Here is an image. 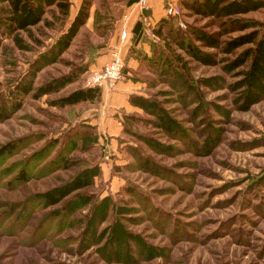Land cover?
I'll return each instance as SVG.
<instances>
[{
  "label": "rangeland",
  "instance_id": "1",
  "mask_svg": "<svg viewBox=\"0 0 264 264\" xmlns=\"http://www.w3.org/2000/svg\"><path fill=\"white\" fill-rule=\"evenodd\" d=\"M68 1L66 15L42 6L47 26L20 34L25 49L1 41L0 148L15 149L0 156V264H264V100L236 111L221 65L190 58L215 52L193 32L218 33L219 21L183 0L179 17L144 23L150 55L130 46L119 56L130 72L120 83L133 88L114 90V112L102 99L61 107L57 100L86 87L97 61L115 51L106 49L120 42L133 0ZM85 1L90 26L53 51ZM235 20L264 35V9ZM62 77V91L35 96ZM28 82L33 91L23 96ZM99 117L101 132L92 124ZM84 175L89 186L43 206L46 192Z\"/></svg>",
  "mask_w": 264,
  "mask_h": 264
},
{
  "label": "trees",
  "instance_id": "2",
  "mask_svg": "<svg viewBox=\"0 0 264 264\" xmlns=\"http://www.w3.org/2000/svg\"><path fill=\"white\" fill-rule=\"evenodd\" d=\"M55 2V3H54ZM86 2V3H85ZM80 7L69 28L56 41L53 51L62 53L67 50L79 28L83 27L88 19L89 2L85 1ZM55 4L63 14H67L69 8L68 0H0V45L1 41L9 40L19 50L26 48L21 33L30 37V32L38 28L41 24H46L43 20L42 6ZM195 15L201 18H210L219 21V32L208 34L195 30L194 39L200 47L206 50H214L213 53H206L193 50L190 58L202 66L221 65V70L232 82L226 85L227 90L232 93V105L238 112H248L254 105L264 100V35H258L254 31L246 33L252 26L241 25L236 22L239 18L251 12L264 9V0H195L188 7ZM224 20V21H222ZM137 23L133 28V39L138 38L143 33L141 28L137 33ZM239 33L237 37L227 41H221L224 36ZM243 49L240 53L237 50ZM218 55L225 56L218 59ZM228 56H232L228 59ZM65 78L54 79L36 90L37 97H42L52 93H58L67 84ZM33 91L32 85L22 86L23 96ZM101 92L98 88L84 87L76 89L67 95L59 98L56 102L59 106H75L81 103L94 104L100 101ZM134 100V101H133ZM132 103L145 110L150 115H156L157 109L146 105L147 99L133 97ZM161 123H164L160 118ZM87 141L86 138L82 140ZM91 143L90 141H88ZM15 148L7 144L0 148V156L11 153ZM62 167H58L60 169ZM23 177L20 173L19 178ZM24 180V178H23ZM89 186L87 176L80 179H73L64 185L54 188L43 195V206L53 207L59 205L66 198L83 190Z\"/></svg>",
  "mask_w": 264,
  "mask_h": 264
},
{
  "label": "crops",
  "instance_id": "3",
  "mask_svg": "<svg viewBox=\"0 0 264 264\" xmlns=\"http://www.w3.org/2000/svg\"><path fill=\"white\" fill-rule=\"evenodd\" d=\"M136 1L137 0L132 1L131 5L128 7V10L130 12H129V15H128L126 21L124 22V24L121 27L118 28V30H116L119 34L118 37H119L121 43L117 41V42L113 43L114 45H109L108 48L106 49V51H109V49L114 47L113 48V49H115L114 52H117L118 56H120L121 58L125 57L127 50H128V47H130V46L134 50H140L143 53L150 55L151 52L149 49V45L145 41H143L146 33L145 34L141 33V35L138 38L136 37L135 39H133V35H134L133 28H134V26L137 23H139V26L137 28V31H135V33H137L141 28H143V32H145L146 31L144 28L145 22L148 21L149 24L157 22L156 20H158L160 18V16H162L161 14H164L163 18H166L164 7H163V10L160 9V8H162V6H165V3L170 2V3L178 6L179 4L182 3L183 0H148L149 9L147 11H142L136 5ZM178 7L180 8V6H178ZM160 10H162V11H160ZM90 24H91V22L88 19L87 25L90 26ZM122 29H127V31H129L128 38L125 41H122L121 37H120ZM116 31H115V33H116ZM110 58H111L110 54L103 55L97 61L96 65H94V67L101 68L105 64L104 62L109 61ZM130 59H131L130 61L133 62V58H130ZM131 62H130V64H131ZM128 70L129 69L126 68V66L124 65L123 73H124L125 77L130 75V72ZM121 82H123V81H121ZM129 84L132 85L131 82H129V83L118 82L113 87H108V89L103 90L104 92L101 93L102 96L100 97V100L102 99V100H105V102H107L106 105L107 104L108 105H107V107H105L107 110L109 109L111 112H114L113 111L115 109L114 101H115L116 97H118L117 91L119 90V92H120L122 90H127V88H133V87H128ZM114 90H117V91L115 92ZM107 97H108V99H107ZM109 99L110 100L112 99V101H108ZM106 105H104V106H106ZM108 117H109V115H108ZM103 121H104V119L101 117L92 121V124L94 126H96L98 132H101V130H103V128L101 127ZM104 127H106V129L108 131L112 130L110 118L107 119V123H105Z\"/></svg>",
  "mask_w": 264,
  "mask_h": 264
},
{
  "label": "built area",
  "instance_id": "4",
  "mask_svg": "<svg viewBox=\"0 0 264 264\" xmlns=\"http://www.w3.org/2000/svg\"><path fill=\"white\" fill-rule=\"evenodd\" d=\"M136 5L142 11H147L149 9L148 0H137ZM164 11L165 15L170 17H179L181 15L180 8L170 2L165 3ZM180 26L184 27L183 24H180ZM128 33L129 31H127V29H122L120 34L122 41H125L128 38ZM123 70V61L118 56V53L113 51L111 59L106 62L101 68L97 69L96 71H93L89 75L86 87L98 89L104 87H113L118 82L124 80L125 76Z\"/></svg>",
  "mask_w": 264,
  "mask_h": 264
}]
</instances>
